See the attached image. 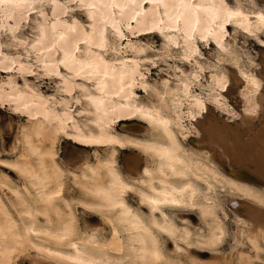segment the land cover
<instances>
[{"label":"snow or ice","instance_id":"snow-or-ice-1","mask_svg":"<svg viewBox=\"0 0 264 264\" xmlns=\"http://www.w3.org/2000/svg\"><path fill=\"white\" fill-rule=\"evenodd\" d=\"M0 21L13 22L0 25V79H4L5 86L10 89L9 92H4L3 87H0V169L18 172L16 165L8 161L23 159L21 155L23 149L18 150L20 144L26 148H33L32 139L35 130L30 132L31 125L23 126L30 118H35V113L30 110L29 100L38 98L44 101L35 106L37 110L47 109L48 102H51L52 109L41 115L45 121L56 123L57 135L62 134L63 139L75 144L74 156L66 157L71 167L76 168L80 164L87 166V161L93 158L91 152L93 147H99L101 151L107 149V152L103 157L97 154L96 161L103 160V162L94 161L93 166L89 168L92 176L102 183L94 182L89 188H81L79 184H75V191L66 193L62 185L57 182L50 192L41 194L44 203L55 205L60 202L66 207L69 203L79 204L83 212L82 220L88 223L94 222L97 209H107L108 212L115 210L119 217L131 218L122 219V223L131 224L137 231L148 232V229L132 216V208L127 203L126 198L138 197L139 203L147 205L146 211L155 213L161 218L162 223H157L155 227L158 233H163L169 238L170 251L166 258L156 237L149 233L150 245H144L138 250L133 248L132 251L136 252V256L128 257L129 264H217L218 261L222 264L224 254L231 250L233 242L225 239V223L216 211L200 209L194 202L195 191L185 195L188 188L183 186L177 192L176 188L164 183L163 180L158 181L161 185L159 191L151 186L157 181L150 180L145 184L143 177H151L153 173L143 167L140 174L135 175V182L121 179L115 167L113 149L126 148L131 146L130 143L122 142L114 133L111 136L105 135L103 130L100 136L85 134L80 131L77 120L72 119V116L80 118L85 128L93 122L88 119L89 117L103 111L110 126L116 124L117 120L120 121L121 130H128L125 127L127 122L136 130L143 132L142 122L147 120L167 131L171 121L160 114L166 103L161 97L163 89L150 90L148 84L138 83L137 75L140 81H144L148 75L147 70L138 73L140 62L124 59L128 52L144 53L146 50L154 58L147 61L148 68H155L150 74L153 79H160L157 73L161 71L154 61L182 62L175 71L181 72L183 69L190 77V80L184 83L183 89L191 107L198 108L201 112L208 110L204 108L199 95H190V90L198 87L199 74L206 71L200 66L204 63L205 57L209 64H215L220 70L211 76L215 82L214 88L217 90V102L222 99L219 95L222 91L229 99L233 95L236 96L233 104L239 108L243 91L246 93L244 98L249 104L254 105L253 97L256 91L264 90V0H0ZM133 21L136 27L132 26ZM234 29L240 31L238 38ZM174 34L182 38L183 44L176 42ZM133 37H140L146 43L135 45L132 43ZM161 38L167 39L168 46L174 44L178 51L173 54L168 51V47H165L164 54H158ZM225 38L228 40L227 44L223 43ZM237 39L239 45L236 43ZM125 41L127 43L122 45L121 42ZM197 41L201 42L199 46ZM217 46L225 56L234 49L246 47L259 54V62L253 64L251 60L247 61L251 68L247 73L237 71L238 65H233L229 69L227 65H232L233 62L224 57L217 59L215 52ZM109 53L111 55H108ZM106 55H108L107 59H105ZM22 59H26L28 63H19L17 67V62ZM129 65L131 71H128ZM61 66L72 75L62 74ZM34 67L37 70H33ZM225 71L232 73L231 85L228 78L221 74ZM26 76L34 78V82L29 84L24 79L19 83L16 82L15 77ZM42 77L49 79L44 80ZM56 77L61 81L60 84L51 79ZM76 78H79V83H76ZM109 82L117 95L124 93L131 98V89L135 86L142 88L144 92L150 91L151 98L145 97L139 106L121 105L120 111L113 108L109 116L108 110L103 108L104 98L93 95L94 91L107 95ZM164 84L167 88L168 82L165 81ZM41 88L46 92L49 90L66 92L69 96L78 90V95L73 98L72 104L79 107H69L62 116L57 115L54 110L57 103H63L68 107V102H58L55 96L37 97ZM125 88L128 89L127 92ZM153 99L160 101L159 109L153 106ZM261 103H264V91L261 94ZM93 106L96 111H89ZM108 107H112L111 104ZM189 118L195 120L196 115L189 113ZM69 121L73 130L79 135H68L65 126ZM21 133L22 140L19 138ZM135 146L142 147L144 151L159 157L162 161L157 170L160 176L165 175V170L169 178L193 175L185 160L177 155L178 148L175 144L169 148H158L153 144ZM9 153L14 155L10 156ZM33 154H36L34 148ZM45 155H53L51 148L46 150ZM141 185L143 190L140 189ZM74 196L78 199L74 200ZM31 215L32 212L25 209L20 218ZM202 217H206L207 221L205 222ZM249 223L251 221L248 218L239 221L238 224L229 221L227 229L247 228ZM181 224L182 228L177 227ZM5 226L12 234L13 240L3 246L4 250L0 251V256L4 257V264H11L9 257H14L18 248L23 246L25 232L24 228L7 215ZM25 227L27 233L31 235L33 229L26 225ZM114 228L113 225L109 229V236L113 238L119 235ZM256 230L254 226L252 231ZM73 233V224L64 223L55 231L52 239L63 243L70 241ZM259 235L264 236V221L259 225ZM174 241H182V245L178 246ZM139 242L144 244L143 240ZM89 244L93 248L91 254L80 252L73 243H69V247L74 254L65 253L60 249L53 250L48 246L38 247L31 241L27 246L47 257L51 264H112L111 261L103 258L95 259L97 252H103L105 249H101L100 245L94 244L92 240H89ZM111 247L114 252L122 250L115 242ZM244 250L247 251V245ZM259 251L264 254V246ZM255 255L256 253H253V256ZM19 264H36V262L24 257ZM40 264L44 262L41 261ZM232 264L237 262L233 260ZM252 264H264V258L259 259L258 262L253 260Z\"/></svg>","mask_w":264,"mask_h":264},{"label":"bare ground","instance_id":"bare-ground-1","mask_svg":"<svg viewBox=\"0 0 264 264\" xmlns=\"http://www.w3.org/2000/svg\"><path fill=\"white\" fill-rule=\"evenodd\" d=\"M4 23L11 24L13 22L0 21V25ZM132 26L136 27L134 21L132 22ZM234 32L237 34L239 30L234 29ZM174 39L177 43L183 44V40L178 34H174ZM109 42L111 44L112 41L110 40ZM124 43H127V41L121 42L122 45ZM132 43L138 45V42L132 41ZM200 43V41H197V46H199ZM223 43H228L227 38L224 39ZM163 46L164 49L168 47V51L170 52L177 50L174 44L168 46L166 38H163ZM216 53L218 59L224 57L225 59H230L234 65H238L237 71H244L246 73L251 71L250 66L243 62L241 55L236 49L225 56L220 47L217 46ZM108 55H111V53ZM108 55L105 56V59L108 58ZM142 55L143 53L128 52V54L124 56V59L129 61L138 60L140 62V68L137 69V72L143 73L141 70ZM57 58H59V56ZM19 63L27 64L28 61L26 59L18 61L17 67ZM33 70L37 69L34 67ZM60 71L64 75H72L67 73L62 66ZM128 71H131V65L128 66ZM219 71L220 70H216L214 72ZM214 72L205 77V84H198L202 89L201 93L190 90V95H199L204 103L205 109H207L208 102L217 105L221 104L220 109L225 111L227 113L226 115H228L227 121L214 113V115L211 113L207 114L206 117L199 121L189 118V113L197 117L205 111L201 112L198 108L191 107L188 98L184 96L183 85L190 80V77L182 71L180 74L176 73L175 76L173 74V76L176 77L175 82L171 83V80H165L168 82L167 88H165V81L162 82L161 88L159 87L163 89V91H161V97L166 101L163 105V111H161L160 114L165 119L171 121L167 131L147 120L142 122L146 124V128L142 132L143 134H140L141 131L136 130L134 126H126L128 130H121V128H117L118 125L120 126V121L117 120L116 124L110 126L107 123V118L103 115V111L100 114L89 117L88 119L93 122L86 128L83 126V121L80 120V118L72 116V119L77 120L80 131L85 134L100 136L101 130H103L105 135L111 136L114 133L122 142L130 143L131 146L126 148L116 147L113 149L115 153L116 170L121 179L126 182H135V175L140 174V170L143 167L148 172L153 173L151 177H143L145 184H148L150 180L157 181V183H153L151 186L157 188L158 191L161 187L158 183L160 180H163L166 184H171L172 187L177 189V192H179L181 186L188 188V192L185 193V195H189L192 191H195L196 196L194 202L198 204L200 209L205 211L212 209L216 211V213L221 207V200L219 199L221 191H224L228 195L245 199L246 201H236L233 205V209L238 222L245 218L251 221V223L247 225V228L244 229L242 238L246 239L251 246L250 248L256 253L255 259L259 260L260 256L264 255L259 251V249L264 246V236L259 235V225L264 221V103H261V94L264 90L258 89L256 91L253 97L255 101L254 105L248 103V100L244 98L246 93L242 91L241 102L243 105L241 106V121H234L239 113L236 111L235 107L228 103V96H225L221 91L219 95L222 99L217 102V90L214 88L215 82L211 79ZM221 74L228 78L229 85H231V71H225ZM42 78L47 79V77ZM15 79L17 83H19L18 79H24L31 84L27 76L22 78L15 77ZM51 79L57 84L61 83L58 77ZM125 80H127V77H125ZM136 80L138 83L148 84L150 90L156 88L149 84L146 79L140 81L138 75ZM79 82V78H76V83ZM109 84L110 87L107 90V95L98 91L93 92V95L104 98L105 103L103 108L108 110L109 116L112 114L113 108L116 111H120L121 105L139 106L144 101V98L139 97L137 94V91L142 88L134 86L131 89V98H129V96H125L124 93L117 95L112 89L110 82ZM5 85L6 81L0 79V87H3L4 92H9L10 89ZM245 87H247V82H245ZM33 91H35V89ZM125 91L127 92L128 89L125 88ZM144 93H146V97L151 98L150 91ZM77 95L78 90L74 91L72 96H69L66 92L56 91L53 94H47L40 90L37 97L55 96L58 102L67 101L68 107H65L63 103H57L54 109L57 115L62 116L65 111H68L69 107H79L72 104L73 98ZM42 103H44V101L38 98L29 100V104L31 105L30 110L35 113V118H30L27 121V125L24 126L27 127L31 125L32 127L29 129L30 132L35 130L33 132L32 145L36 150V154H33V148H26L23 144H20L18 150L23 149L21 152L23 159L11 162L19 169L16 173L23 180V185L20 187H13L9 179L0 180V251L4 250V245L11 243L13 240L12 234L7 231L5 226V216L7 215L11 220L16 221L17 225L24 228L25 232L23 246L18 248V252L14 257H9L11 264H15L18 257L25 256L26 254L28 255V252L31 251H34L39 259L41 258L40 260L34 261L36 264H40L43 260L48 261L47 257L36 253L35 249L27 246L29 241L35 243L38 247L48 246L53 250L60 249L65 253L74 254L73 250L69 247V243H73L77 245V249L80 252L91 254L93 248L92 245L89 244V240H92L94 244L100 245L101 249H105L103 252H97L94 256L95 259L102 260L103 258L111 261L112 264H129L128 257L132 256L135 258L136 256V252L132 251L133 248L138 250L144 245H150L151 237L149 233H151V236L156 237L162 253H164L167 258V236L163 233H158L155 227L157 223H162L161 218L155 213L146 211L147 205L139 203L138 197H131L136 199V203L131 202V198H126L127 203L132 208V216L135 217L139 224L147 228L148 232L137 231L131 224L122 223V219L128 220L131 218H121L115 210L108 212L107 209H97L96 214L99 215L101 220L105 222L110 221V226L112 227L114 225V230L119 233L117 237L113 238V242L116 243L117 247L122 249L119 252L113 251L111 247L113 242L105 241L98 233L93 232L88 234L81 231L75 212L76 204L69 203L66 207L60 202H57L55 205L44 203L41 199V194L43 192H50L52 188L57 185V182L62 185L64 191L67 193L69 182H72L74 185L79 184L81 188H89L94 182L102 183V181L98 178H94L89 171V168L93 166V162L87 161V166L80 164L76 168L69 165V161L66 157L74 156L75 144L65 149L64 156L67 163H63V160L59 156V146L66 139L62 138V134H56V123L45 121L43 115H41V113L52 109V103L48 102L47 109L40 108L37 110L35 106ZM83 103L87 104L88 102ZM109 104H111L112 107H108ZM152 104L159 109V100L153 99ZM89 111L95 112V107H91ZM65 130L68 132L69 136L79 135V133L73 130L70 121L66 124ZM191 133L193 136L196 135L197 138H192V141L188 142ZM19 138L21 140L23 139L22 133ZM144 144H153L158 148H169L175 144L178 148L177 155L180 159L185 160L193 175L189 176L186 174L184 178H169L167 170H165V175L160 176L157 172L162 163L159 157L144 151L142 147L135 146ZM49 148H51L53 152L51 156L45 155L46 150ZM95 148L101 151L99 147ZM128 149L137 150L140 154L132 152L125 155L122 168L119 163L120 154L123 150ZM106 152L107 149H104L102 151L103 154H99V156L103 157ZM96 162L102 163L103 160H98ZM5 189L13 195L15 203H11L5 198L3 194ZM140 189L143 190L142 185ZM73 199L75 200L78 198L75 197ZM80 203H83V201H80ZM90 206L95 207V205ZM25 209H29L32 215L21 219L20 217ZM202 219L205 222L207 221L206 217H202ZM69 222L74 226V233L70 241L59 243L52 239V235L55 231L59 230L62 224ZM25 225L33 229L31 235L27 233ZM254 226L257 229L256 231H252ZM177 227L180 226L177 225ZM45 233H49V235H45ZM226 233L225 237L227 236ZM140 240H143V245L139 242ZM174 242L177 244L178 242L182 243V241ZM0 264H4V257L2 256H0ZM237 264H252V258L240 254Z\"/></svg>","mask_w":264,"mask_h":264},{"label":"rangeland","instance_id":"rangeland-1","mask_svg":"<svg viewBox=\"0 0 264 264\" xmlns=\"http://www.w3.org/2000/svg\"><path fill=\"white\" fill-rule=\"evenodd\" d=\"M234 31V30H233ZM237 38L240 36V31L236 34ZM132 41L133 42H138V45H141V44H144L146 43L145 41L141 40L140 37H133L132 38ZM126 42V41H125ZM160 43V50L158 51V54L160 55H163L164 54V46H163V38L160 39L159 41ZM237 45H239V39H237L236 41ZM239 54L241 55L242 59H243V62L246 64L247 61L251 60L253 64H256L259 62V54L258 53H255L251 50H249L248 48L246 47H239L236 49ZM177 50H174V51H171L173 54L176 53ZM216 52V50H215ZM217 54V53H216ZM217 59H218V56H217ZM148 60H154V58L152 57V55L150 54L149 51H145L142 55V62H141V70L144 72L145 70H147V77H146V80L149 82V84H151L152 86H155L156 88L160 89L161 88V84L163 81H165L166 79L167 80H171L170 82L173 83L176 81V77L175 74H180L181 72H176L175 69L176 68H179L181 66V61H176V60H169L167 63H160V62H157V61H154V63L157 64V66L161 69V71L159 73H157L158 77H160V79H153L151 77V72L155 71V68H148L147 67V61ZM232 65H227V67L230 69ZM201 67H204L206 69V71L204 73H200V79L198 81V84H205V77L208 76L209 74H211L212 72L216 71V70H219L216 68L215 64H209L207 62V58L205 57L204 58V63H201ZM214 69V70H213ZM181 71L183 73H185L186 75H188L187 72H185L183 69H181ZM229 72V71H227ZM174 74V76H173ZM7 75V74H5ZM28 79L32 82H34V78L32 77H28ZM44 80H48L45 79V78H42ZM19 82L21 79H18ZM160 87V88H159ZM41 90L47 94H53L54 92H52L51 90L49 91H45L43 88H41ZM193 92H196V93H201L202 92V89L200 88V86L198 85V87H194L191 89ZM137 94L139 95V97L141 98H145L147 95L146 93H144L143 89H139L137 91ZM236 100V96H232L231 99H229V97L227 98V101L229 104H231L233 107L236 108V111L240 114H238V116L235 118L234 121H237V120H240L241 121V117H242V102L239 106V108H237L235 106V104H233V101ZM215 103H212V102H208L207 103V111L203 112V114L199 115L196 117V120H202L204 117L207 116V114L211 113V114H216L218 116H220L223 120L227 121L228 120V115H226L227 113L225 111H223L222 109H220L221 107V104L217 105ZM223 105V104H222ZM213 114V115H214ZM224 117H223V116ZM195 120V121H196ZM231 121V120H229ZM234 121H231V122H234ZM23 124V122H22ZM143 124V128L145 129L146 128V124L142 123ZM26 124H23V126H26ZM128 127V126H132V125H129L127 122H125V127ZM118 129H120V126L118 125L117 126ZM140 134H143L142 132H140ZM194 134V133H193ZM190 137L188 138V142L192 141V138H197L196 135L193 136L192 133L189 135ZM71 145H74V143L68 140H64L61 145L59 146L60 148V152H59V156L61 157V159L63 160V163L66 164L67 163V160L65 159V156H64V151L67 147L71 146ZM137 150H123L122 153L120 154V159H119V163L121 165V167L123 168V158L125 155L129 154V153H137V154H140L138 151L136 152ZM91 152L93 154V158L92 159H89L88 161L89 162H94L95 161V158L97 156V154H103L102 151H99V149L97 150L95 147H93L91 149ZM9 155H14L13 153H9ZM15 160H9L8 162L11 163ZM61 161V160H60ZM9 179L11 182H12V186L13 187H20L23 185V180L19 177V175L16 173V172H11V171H5L4 169H0V180L1 179ZM72 189H71V188ZM75 191V188H74V184L72 182H69V187H68V191L67 193H70V192H73ZM6 193V194H5ZM4 196L5 198L10 201L11 203H15V198L13 197L12 194H10V192L8 190H4ZM221 195V196H220ZM219 199L221 200V207L217 210V215L222 217L223 220H224V223H225V228H226V237L225 239L226 240H231L233 243H232V246H231V250L227 253V254H224V259L222 261V264H232L233 260H235L236 262H238V257L240 254H243L245 257H251L252 258V261L253 260H256L257 262L259 261L258 259H255V256H253V249L250 248L251 246L249 245V243L246 241V239L242 238V235H243V231L245 228H241V227H237L235 229H231V230H228L227 229V223L229 221H232L234 223H239L238 222V219H237V216H235V212H234V207L233 205L235 204L236 201H246L245 199H240V197H237V196H231V195H228L226 194L224 191H221V193L219 194ZM235 197V198H234ZM75 198V196L73 197ZM77 198V197H76ZM131 202L133 203H136V199L135 198H131ZM75 212H76V215H77V218H78V221H79V224H80V229L81 231L85 232V233H98V235L104 239L105 241L107 242H113V237L109 236V229L111 228L110 224L101 220V218L99 217V215H97L96 213L94 214V222L93 223H88V222H84L82 220V216H83V212L81 210V208L79 207V205L76 204L75 206ZM180 227H182V224L179 225ZM191 230V229H190ZM237 233H239V236H237ZM241 234V235H240ZM166 240H167V254L169 253V238L166 237ZM179 246L182 245V243L178 242ZM247 245V251H245V247ZM24 257H27L28 259L32 260V261H35V260H40L39 257H37V255L35 254L34 251H31V252H28V255L26 254L25 256H21V257H18L16 259V262L15 264H19L20 260L23 259ZM261 258H264V255H261L260 256V259ZM44 264H51V262L49 261H45L43 260ZM217 264H221V262H217Z\"/></svg>","mask_w":264,"mask_h":264}]
</instances>
